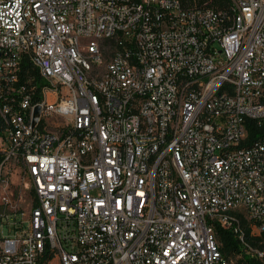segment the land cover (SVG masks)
Here are the masks:
<instances>
[{
  "label": "built area",
  "instance_id": "2783aa9c",
  "mask_svg": "<svg viewBox=\"0 0 264 264\" xmlns=\"http://www.w3.org/2000/svg\"><path fill=\"white\" fill-rule=\"evenodd\" d=\"M213 1L0 0V264H231L216 223L264 231V0Z\"/></svg>",
  "mask_w": 264,
  "mask_h": 264
},
{
  "label": "trees",
  "instance_id": "16d2710c",
  "mask_svg": "<svg viewBox=\"0 0 264 264\" xmlns=\"http://www.w3.org/2000/svg\"><path fill=\"white\" fill-rule=\"evenodd\" d=\"M219 3L221 0L211 2L212 5ZM22 67L24 69L23 74L38 76L36 71L31 69L27 59L23 60ZM247 129L246 143H249L254 138L264 134V120L260 125H257L254 120H248ZM240 224L243 232L242 240L232 230L216 223L215 237L223 257L231 264H264V257H259L251 251L255 249L264 251V231L258 235L252 234L248 222L243 217H241Z\"/></svg>",
  "mask_w": 264,
  "mask_h": 264
},
{
  "label": "rangeland",
  "instance_id": "374dc122",
  "mask_svg": "<svg viewBox=\"0 0 264 264\" xmlns=\"http://www.w3.org/2000/svg\"><path fill=\"white\" fill-rule=\"evenodd\" d=\"M12 181L14 183H16V180L15 179H12ZM4 187H5V185H4ZM0 192H3V191L0 190ZM5 193L8 194V196L11 197L12 202H14L15 201V198H16V193H17V188H16L15 184L9 183L8 186L6 187ZM11 194H13V195L11 196ZM3 209L6 210V208H4V207L0 208L1 211Z\"/></svg>",
  "mask_w": 264,
  "mask_h": 264
},
{
  "label": "water",
  "instance_id": "95a60500",
  "mask_svg": "<svg viewBox=\"0 0 264 264\" xmlns=\"http://www.w3.org/2000/svg\"><path fill=\"white\" fill-rule=\"evenodd\" d=\"M38 114H39V106L37 105V106H35V108H34L32 124L36 123V121H37V117H38Z\"/></svg>",
  "mask_w": 264,
  "mask_h": 264
}]
</instances>
